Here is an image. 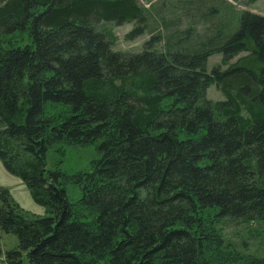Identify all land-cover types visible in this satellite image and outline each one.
I'll list each match as a JSON object with an SVG mask.
<instances>
[{"label":"trees","instance_id":"16d2710c","mask_svg":"<svg viewBox=\"0 0 264 264\" xmlns=\"http://www.w3.org/2000/svg\"><path fill=\"white\" fill-rule=\"evenodd\" d=\"M214 7L203 34L159 18L165 48L158 35L123 54L99 25L136 22L127 38L144 35L139 0H0V38H28L0 43V159L47 211L30 217L0 188V263L8 233L15 264H264L221 235L264 222V15L245 12L232 32ZM215 53L230 64L209 73ZM214 83L225 100L207 98ZM97 142L91 171L48 168L50 149Z\"/></svg>","mask_w":264,"mask_h":264},{"label":"rangeland","instance_id":"374dc122","mask_svg":"<svg viewBox=\"0 0 264 264\" xmlns=\"http://www.w3.org/2000/svg\"><path fill=\"white\" fill-rule=\"evenodd\" d=\"M191 9L187 12L183 11L181 8V2ZM197 0H139L141 6L148 8L152 17L149 16L147 23V32L135 40H129L127 34L134 28L136 22H127L123 25H117L116 23H102L99 25L100 30H106L113 32L112 49L123 54H135L142 52L144 50V45L147 41L151 40L152 37H157L161 35L163 38L160 43L153 46L158 49H164L167 43L168 37L166 36V27L162 28L157 19L162 18L165 24L172 27L177 26L178 18L181 15L184 19L183 23L190 26L196 27L198 34H203L207 29H209L215 20H206L202 16L208 13L211 7H214V11L221 13V18H225L224 21L229 19L236 21H230L228 31L234 32L238 26L239 18L245 12H253L257 14L264 15V0H210L208 2V7H202L201 9L196 8ZM180 2L179 5L177 3ZM192 2V4H190ZM231 6V11H226L225 9ZM155 17V18H154ZM180 20V21H181ZM238 20V21H237ZM226 22V23H227ZM231 27V29H230ZM224 29V28H223ZM166 33V34H165ZM28 40L25 34H15L12 37L0 38V43L2 45H17L21 43H26ZM248 52L241 53L240 55L233 58L230 63H235L243 55H247ZM229 63V64H230ZM221 65V69H226L229 64L223 63V55L220 53H215L208 59V72L211 73L215 66ZM206 96L209 100L214 103L225 100L226 97L217 83L212 84L206 91ZM91 144L87 146L82 145H68L62 144L58 145L48 152V168L50 170H60L69 176L75 175L80 172H87L93 169L92 163L98 156V145ZM68 194L70 199L75 203L81 197L80 189L73 184H66ZM0 188L7 189L12 195V204L14 207L20 206L24 212L30 216H43L47 214L46 207L36 203L32 197L31 190L28 188L23 179L10 173L0 159ZM222 238H224L227 244L231 243L234 251L238 250L241 253L253 254V255H264V222H242L233 221L228 223L223 229H221ZM218 240L214 242L216 244ZM19 245L18 238L13 234L2 233L1 246L4 251V260L0 264H7L9 260L5 253L17 249ZM22 264H30L28 255L25 254L23 257Z\"/></svg>","mask_w":264,"mask_h":264},{"label":"built area","instance_id":"2783aa9c","mask_svg":"<svg viewBox=\"0 0 264 264\" xmlns=\"http://www.w3.org/2000/svg\"><path fill=\"white\" fill-rule=\"evenodd\" d=\"M7 264H15L14 262H11V261H9V262H7Z\"/></svg>","mask_w":264,"mask_h":264},{"label":"bare ground","instance_id":"6f19581e","mask_svg":"<svg viewBox=\"0 0 264 264\" xmlns=\"http://www.w3.org/2000/svg\"><path fill=\"white\" fill-rule=\"evenodd\" d=\"M135 25H137V24H135Z\"/></svg>","mask_w":264,"mask_h":264}]
</instances>
